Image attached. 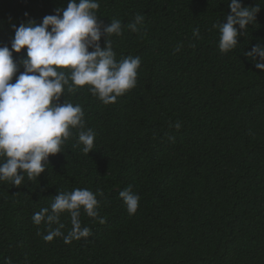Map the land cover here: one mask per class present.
I'll list each match as a JSON object with an SVG mask.
<instances>
[{
  "label": "trees",
  "instance_id": "16d2710c",
  "mask_svg": "<svg viewBox=\"0 0 264 264\" xmlns=\"http://www.w3.org/2000/svg\"><path fill=\"white\" fill-rule=\"evenodd\" d=\"M98 2L105 27L125 26L108 37L117 60L141 58L136 87L108 105L87 86L61 97L84 109L94 150L82 152L74 129L37 179L0 182V264H264V71L244 55L264 46V0H241L260 10L223 54L213 25L226 23L227 0ZM67 3L0 0V46L11 50L12 24H39ZM25 56L13 52L18 64ZM129 186L140 196L131 215L119 195ZM76 188L102 193L99 218L81 210L90 235L45 241L49 226L33 215ZM61 222L67 236L70 216Z\"/></svg>",
  "mask_w": 264,
  "mask_h": 264
},
{
  "label": "clouds",
  "instance_id": "9594fccd",
  "mask_svg": "<svg viewBox=\"0 0 264 264\" xmlns=\"http://www.w3.org/2000/svg\"><path fill=\"white\" fill-rule=\"evenodd\" d=\"M227 3L231 11L226 23L213 25L219 30L218 47L222 54L237 48L239 37L245 35L260 10L259 6H242L241 0ZM99 8L98 0H68L66 8H56L55 14L46 15L39 24L30 20L18 27L11 25V50L7 45L0 46V182L19 187L25 177L37 179L47 169L50 156L64 153L74 129L78 131L77 146H83L82 152L89 154L94 150L96 133L86 127L84 109L80 104L60 102L66 92L74 93L78 87L87 86L89 92L108 105L136 87L141 58L127 56L117 60L108 37L122 35L125 26L114 19L105 27L97 16ZM143 21L144 16L137 14L127 27L138 32ZM193 35L198 37L199 29H194ZM102 38L104 47L100 44ZM23 49L26 56L18 64L13 52ZM179 50L178 46L176 51ZM244 55L251 58L256 69L264 71V46L257 44ZM181 126L180 122L174 125L177 130ZM97 195L102 193L86 188L58 190L50 208H42L32 217L36 225L43 222L49 226L43 239L63 237L65 243H70L88 237L90 229L81 225V210L89 217L99 218ZM119 195L128 213L135 214L140 196L131 186ZM64 213L70 216L72 225L67 236L62 232ZM100 222L103 223L102 218Z\"/></svg>",
  "mask_w": 264,
  "mask_h": 264
}]
</instances>
